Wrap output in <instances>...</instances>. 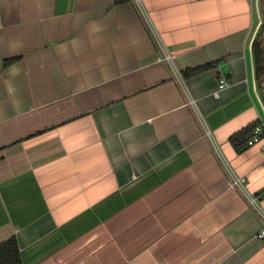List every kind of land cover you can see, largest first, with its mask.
I'll use <instances>...</instances> for the list:
<instances>
[{
	"label": "crops",
	"instance_id": "0c3cea01",
	"mask_svg": "<svg viewBox=\"0 0 264 264\" xmlns=\"http://www.w3.org/2000/svg\"><path fill=\"white\" fill-rule=\"evenodd\" d=\"M140 3L0 0V242L23 264H264V136L231 142L264 122L261 0Z\"/></svg>",
	"mask_w": 264,
	"mask_h": 264
},
{
	"label": "trees",
	"instance_id": "16d2710c",
	"mask_svg": "<svg viewBox=\"0 0 264 264\" xmlns=\"http://www.w3.org/2000/svg\"><path fill=\"white\" fill-rule=\"evenodd\" d=\"M263 7V17H264V0H261ZM264 19L263 23L259 29V32L253 42V56L255 65V75L256 80L259 82L258 88L261 89L262 80L260 78L264 76ZM15 59L11 60L14 61ZM10 62V61H9ZM6 62L5 64H7ZM219 62L210 63L195 69H189L183 71L182 75L184 78L188 79L195 77L207 70L215 68ZM259 122H254L237 132L231 137L232 144L236 147L238 152L243 151V149L248 146L249 139L253 136L255 127ZM0 264H23L20 254L19 245L15 236H12L2 242H0Z\"/></svg>",
	"mask_w": 264,
	"mask_h": 264
},
{
	"label": "built area",
	"instance_id": "2783aa9c",
	"mask_svg": "<svg viewBox=\"0 0 264 264\" xmlns=\"http://www.w3.org/2000/svg\"><path fill=\"white\" fill-rule=\"evenodd\" d=\"M134 3L137 4L138 8L143 11L142 7H141V3H140V0H133ZM251 1H255L257 2L258 0H251ZM146 16V15H145ZM164 50V49H163ZM163 56L161 57V59L163 61H167V62H171L172 61V58L173 56L169 53H167L165 50L163 51ZM175 74V77L176 79L178 80L179 84L183 85V75L180 74L179 72L175 71L174 72ZM230 82L229 80L226 78V77H222L220 80H219V83L217 85V88L214 92V95L215 96H219L220 92L222 90H224L225 88H227L229 86ZM196 103L195 99L193 98H188L187 100V105H194ZM264 136V122L261 121L256 127H255V130H254V134L253 136L249 139L248 141V145H254V144H257L261 141L262 137ZM205 137H208L209 139H211L212 137V132H211V129L207 126L205 128ZM231 178H230V186L231 187H234V188H238L243 194L244 196L246 197V199L248 200V202L250 204H253L256 206L255 204V199L253 197H251L248 192L246 191V188H245V178L243 176H239V175H231ZM259 237H264V228L263 230L260 232L259 234Z\"/></svg>",
	"mask_w": 264,
	"mask_h": 264
},
{
	"label": "water",
	"instance_id": "95a60500",
	"mask_svg": "<svg viewBox=\"0 0 264 264\" xmlns=\"http://www.w3.org/2000/svg\"><path fill=\"white\" fill-rule=\"evenodd\" d=\"M263 37H264V33H263ZM260 80H262V83H261V89L258 88V85H259V82L256 80V83H257V89H258V92H259V96L261 97V101L264 105V76H262L260 78Z\"/></svg>",
	"mask_w": 264,
	"mask_h": 264
},
{
	"label": "rangeland",
	"instance_id": "374dc122",
	"mask_svg": "<svg viewBox=\"0 0 264 264\" xmlns=\"http://www.w3.org/2000/svg\"><path fill=\"white\" fill-rule=\"evenodd\" d=\"M261 17H262V21H263L264 17L262 15H261Z\"/></svg>",
	"mask_w": 264,
	"mask_h": 264
}]
</instances>
